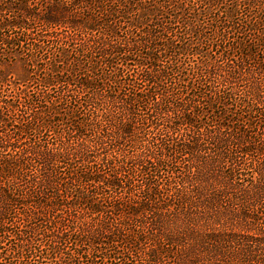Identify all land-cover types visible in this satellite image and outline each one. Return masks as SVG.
Instances as JSON below:
<instances>
[{
  "label": "trees",
  "instance_id": "1",
  "mask_svg": "<svg viewBox=\"0 0 264 264\" xmlns=\"http://www.w3.org/2000/svg\"><path fill=\"white\" fill-rule=\"evenodd\" d=\"M262 54L264 0H0V264H264Z\"/></svg>",
  "mask_w": 264,
  "mask_h": 264
},
{
  "label": "rangeland",
  "instance_id": "2",
  "mask_svg": "<svg viewBox=\"0 0 264 264\" xmlns=\"http://www.w3.org/2000/svg\"><path fill=\"white\" fill-rule=\"evenodd\" d=\"M245 13H246L245 10L241 12V14H242L243 16L245 15ZM260 60L263 61V62H262V65H264V54L261 55ZM8 247H9V244L6 243V249H4L3 252H5V253H9V251H8ZM9 254H10V257H11V256H12V253H9Z\"/></svg>",
  "mask_w": 264,
  "mask_h": 264
}]
</instances>
